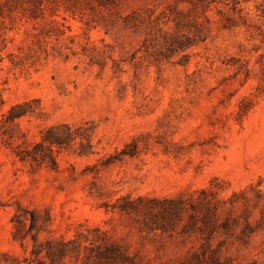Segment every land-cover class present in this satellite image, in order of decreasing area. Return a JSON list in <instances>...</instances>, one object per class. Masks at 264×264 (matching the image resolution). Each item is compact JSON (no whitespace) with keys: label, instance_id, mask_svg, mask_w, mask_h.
Listing matches in <instances>:
<instances>
[{"label":"rangeland","instance_id":"obj_1","mask_svg":"<svg viewBox=\"0 0 264 264\" xmlns=\"http://www.w3.org/2000/svg\"><path fill=\"white\" fill-rule=\"evenodd\" d=\"M0 264H264V0H0Z\"/></svg>","mask_w":264,"mask_h":264}]
</instances>
